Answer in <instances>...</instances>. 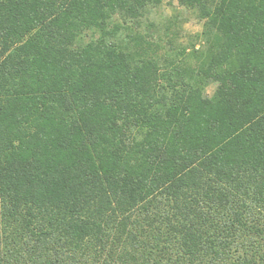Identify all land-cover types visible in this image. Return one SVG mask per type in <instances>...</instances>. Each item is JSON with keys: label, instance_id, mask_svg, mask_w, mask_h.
Listing matches in <instances>:
<instances>
[{"label": "trees", "instance_id": "obj_1", "mask_svg": "<svg viewBox=\"0 0 264 264\" xmlns=\"http://www.w3.org/2000/svg\"><path fill=\"white\" fill-rule=\"evenodd\" d=\"M162 1L0 0V264H264V0Z\"/></svg>", "mask_w": 264, "mask_h": 264}, {"label": "rangeland", "instance_id": "obj_2", "mask_svg": "<svg viewBox=\"0 0 264 264\" xmlns=\"http://www.w3.org/2000/svg\"><path fill=\"white\" fill-rule=\"evenodd\" d=\"M163 0L160 7L151 14V18L156 23H159L157 30V38L163 39L161 43L164 44L169 37L172 40V45L186 44L191 40V36L199 32L201 29L202 21L199 20L196 13L192 9H187L178 4L176 0ZM167 20L173 21L174 31L165 29ZM166 32V34H164Z\"/></svg>", "mask_w": 264, "mask_h": 264}]
</instances>
